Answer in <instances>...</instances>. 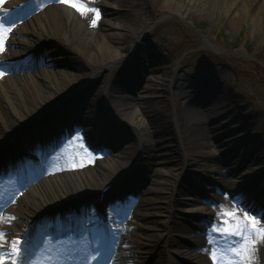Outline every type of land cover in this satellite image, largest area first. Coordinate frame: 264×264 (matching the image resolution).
Wrapping results in <instances>:
<instances>
[{"label":"rangeland","instance_id":"obj_1","mask_svg":"<svg viewBox=\"0 0 264 264\" xmlns=\"http://www.w3.org/2000/svg\"><path fill=\"white\" fill-rule=\"evenodd\" d=\"M84 1L86 4L74 0L97 9L99 18L93 12L79 11L84 27L73 39L39 37L34 48L40 53L35 57H31L30 47L24 46L19 49L25 51L0 64V79L5 78L9 85L11 76L25 79L39 71L48 74L54 64L70 77L50 101H60L61 106L42 121L26 125L17 141L0 146L1 162L15 155L32 177L29 184L23 183L16 200L35 188L27 200L38 203V212L47 208L37 214L29 229L26 219L12 233L4 229L3 239H10V234L23 235L26 229L37 248L26 243L23 256L30 248L31 254L22 257L21 264H90L93 256L94 264H117L112 247L117 243L115 228L119 224L126 228L128 238L119 244L124 264H200L187 254L190 243L185 236L191 232L193 240L205 241L203 248L195 250L205 254L208 264H226L233 258L228 250L240 248L244 241L241 236L226 235L224 228L250 223L245 214L255 218L258 228H264V23L252 24L238 5L229 8L227 0H191L186 7L178 4L179 0H111V10L100 0ZM244 3L250 6L252 0ZM64 4L61 0H0V22L11 28L0 54L11 45L10 37H16L14 28L30 25L39 14L37 24H47V8ZM2 7L9 11L20 8L2 13ZM49 22L55 31L73 33L77 29L76 25ZM91 30L98 36L105 34L125 54L121 64L100 69L96 78L91 76L98 71L97 61L90 57L97 45L86 34ZM101 53L96 54L99 64L107 55ZM17 83L23 85L20 79ZM22 87V96L31 102L37 94L34 86L24 82ZM70 88L79 90L66 102L64 96ZM133 94L137 97L127 98ZM13 96L20 107L18 96ZM113 96H120L119 106L123 104L128 111L131 103L139 104L149 125V141L135 123H124L117 116L114 110L119 107ZM0 106L4 115L10 116L7 102ZM40 109L37 103L28 107V113L21 109L25 117L15 118L11 130L31 115L41 114ZM49 131L52 139L58 134L61 140L57 142L61 166L51 175L43 171L38 177L33 169L39 164L36 153L41 143L50 139ZM105 160L112 163L111 173L98 182L95 194L79 190L82 195L68 198L63 209L62 204H45L42 189L36 187L44 178L61 177L70 182L76 179L74 172L102 166ZM213 167L221 173L212 172ZM38 168L42 171L40 165ZM14 181L15 177H9L1 183L0 201ZM57 181L49 195L60 194ZM223 183L231 188L223 189ZM200 196L207 198V206L215 213L210 217L184 213L191 206L188 199ZM244 203L254 205L246 207ZM9 214L0 211V218H9L11 223L22 219ZM76 223L87 228L83 237L74 235ZM196 224L205 231L195 229ZM66 225L73 229L67 236L53 237V227L60 233ZM252 239L256 244L251 264H264V239L255 235ZM0 244L7 254L10 243L0 240Z\"/></svg>","mask_w":264,"mask_h":264},{"label":"bare ground","instance_id":"obj_2","mask_svg":"<svg viewBox=\"0 0 264 264\" xmlns=\"http://www.w3.org/2000/svg\"><path fill=\"white\" fill-rule=\"evenodd\" d=\"M80 2H83L84 4L85 1L84 0H78ZM168 3L170 1H177V0H166ZM191 0H179L177 3L180 4L182 7H186L187 2H190ZM221 1V0H220ZM226 1L223 0L222 3ZM227 6L229 8H232L235 5H238L240 8V11L242 13H244V15L247 16V20H250L252 22V24H260V23H264V0H252V4L250 6L246 5L244 2L245 0H227ZM49 0H46V3H48ZM100 2V4H102L106 10H111V6H112V2L111 0H100L98 1ZM240 2L243 3V6L240 5ZM21 2L18 1V4H20ZM51 3V2H50ZM17 4V5H18ZM47 5V4H46ZM20 7H17V9ZM16 9V10H17ZM2 13H11V11L9 10H5L4 7L1 8ZM79 11L74 8L71 7L68 3H65L64 5H54L52 7L47 8V16L50 19H47V24L45 23H39L37 24V20L40 19V14L37 15L36 19L33 18L31 19V24L27 25V26H22L19 28H14L13 31L16 34V37H10V42L11 45L4 50L1 54H0V64L2 65L3 62L7 61V60H11L13 58V56L19 51H25V48H20L19 47H24V46H29L30 47V52H31V57H35L36 54L40 53L39 51L35 50L37 48H34V46L36 44L39 43L40 38L39 37H47L50 39L53 38H59L60 36L62 37H66L67 40L69 41L70 39H73V37L75 35H77L80 31L79 28L84 27L83 26V22L82 20L79 18L78 13ZM42 16V15H41ZM50 20H52L55 25L60 26L63 23H68L69 25H76L77 29H75V31L73 33L71 32H60V31H55L51 25H50ZM52 28V29H51ZM253 27L250 26V29H252ZM85 32V31H84ZM14 34V35H15ZM87 34V39L90 41H94L97 45V48L95 49L94 53L91 55L90 59L93 61H97L96 65L98 66V71H93V75L91 76L92 78H96L98 73L100 72V69L104 68V67H116L117 65L121 64L123 62V60L125 59V54L123 53V48L120 46H115L113 44L110 43V41L106 38L105 34H100V36H98L97 33H95L94 31H89V33ZM143 34V32L141 33V35ZM262 34L264 35V29L262 31ZM28 35V36H27ZM82 35V34H81ZM83 36V35H82ZM138 41H134L135 45L134 47L137 46ZM123 45V44H122ZM133 47V48H134ZM27 48V47H26ZM101 52H107L106 56H103L102 59L100 60L101 64H99V57L97 55H103ZM97 54V55H96ZM145 59V57H144ZM59 61L54 59L53 62H57ZM61 61V60H60ZM93 63V62H92ZM53 70L48 69L47 73L48 74H44L41 75V71L38 72V74L36 73V75H29L26 76L25 79H22V77H16V76H11L8 78L10 85L8 84V82L5 80V78L0 79V104L2 101L7 102L8 104V109L10 111V116H5L4 112L1 110V106H0V116L2 117V122L0 125V146L3 144H7L9 141L11 140H15L17 141V138L19 137V135L21 134V131L23 130V128L26 125H34L35 122H37L38 120H43L44 117L47 115H51L59 106L62 105V102L60 101H55V102H50L52 99V96L54 95V92L62 87L65 86V83L68 82L70 80V77L68 75V73L65 72V70L62 69V67H59L58 65L54 64L50 67ZM40 73V74H39ZM21 80L23 85L24 82L28 83L29 85H33L34 89L36 90L37 94L34 95L31 102H28L27 100L24 99V97L22 96L21 90H22V84L17 83V80ZM90 81V79H89ZM11 86V87H10ZM83 87V86H82ZM110 88L108 87V90ZM79 89L75 88L72 89L70 88L69 90H67L64 98L65 101L67 102L68 100L72 99L77 91ZM107 90V91H108ZM13 94H16L18 96V102L20 104V107L16 105L15 103V99ZM108 96V95H107ZM135 96L137 97V94H133V96H127V98H135ZM109 97V96H108ZM114 99L116 100V106H118L119 108L117 109V111L114 110V112H116L117 116L124 122H128L131 121L133 123L136 124L137 129L139 131H141V133L144 135L145 140L149 141L148 138V133H149V125L147 122L146 117L144 116L145 114L140 111L139 108V104L137 105V103H131L130 105H132V108L130 111H128L129 109L124 108V105L121 104V106H119V103L117 100H120V96L119 98H117L116 96H113ZM139 98V97H138ZM133 101V100H132ZM38 104L40 106V112L41 114L38 115H31L30 117L27 118V121H23L22 124L20 126H18L15 130H11L12 129V124L15 121V118H20L23 119L25 117V115L23 113H21V109H23L24 111L26 110V113H28V107H33L35 104ZM21 108V109H19ZM126 121V122H125ZM96 121H92V124H95ZM53 130V129H52ZM49 133L52 134V131H49ZM109 133V131H108ZM54 136H56V134H54ZM53 141V140H52ZM50 144V143H49ZM50 147V146H49ZM56 153V152H54ZM9 160V159H7ZM6 160V161H7ZM238 160H241V156L238 155ZM0 161V164H3ZM106 164H103L102 166H92L87 168V171L83 170V171H78V172H74L72 174V176H75V180H71L70 182H67L65 180H62L61 177H46L44 178L41 182V184H38L36 187L38 189H42V193L40 194V196H42V198L45 201V204H49L51 205L50 207H54L55 205H64V207L62 206L61 209L65 208L67 206L68 203H65L66 201H68V198H73L76 196H81L82 193L80 194L79 190L85 189L86 194L88 193H92L95 194V187L97 186L98 182L102 179L106 180L107 176L111 173V169H112V163L110 161L105 160ZM8 166H5L4 164L1 165L0 168V172L4 169H7ZM238 169H241L238 167ZM212 172H220L221 171L215 167H213L212 169H210ZM223 173V172H222ZM41 176V175H40ZM123 180V177H121ZM4 179V177L2 175H0V180ZM37 179V178H34ZM60 180L57 181L58 185L60 184L59 188H60V194L57 195L55 192L52 193V195H49V190H51V188L54 187V181L55 180ZM237 181V180H236ZM236 181H232V183H237ZM30 181H25V183L29 184ZM223 189H230L231 185H227L226 183H223ZM21 189V188H20ZM35 188H31L28 193L31 194L34 192ZM98 191V190H97ZM19 192V188H14L11 189L10 192L7 195V200L2 202L1 204V208L3 211V213H10L9 215H13L12 213H14V215H18L21 216L22 219L16 220V224L15 223H11L9 218H0V229H5L10 231V233H12L13 230H15V228L19 225V223H22L26 220L29 221V223L27 224V229L31 228V222H33L37 216L38 213L44 212L46 209L41 210V212L37 211L38 207V203L34 202V201H29L27 200V194L22 195L21 198H19L18 200H16V196L17 193ZM98 194V193H96ZM66 195V196H65ZM64 196V197H63ZM99 196H97L98 198ZM88 199L91 198V196L87 197ZM58 199V200H57ZM216 199H221V197L216 196ZM20 200V201H19ZM191 200V202H190ZM207 198L205 197H194L192 199H188V201L190 202L189 204L191 205L190 208L188 207V209L184 210V213H186L187 215H193V217H197L199 215H205V216H212L215 212L214 210H212V208L210 206H207L208 204L206 203ZM184 201L186 202V199H184ZM18 204H17V203ZM246 207H252L254 204H248V203H244L243 204ZM256 207V206H254ZM16 208H20V210L18 211ZM49 208V207H48ZM55 212H58V210H56ZM18 218V217H17ZM35 218V219H34ZM24 219V220H23ZM72 226V224H71ZM79 226V224H78ZM195 229H199L201 232H204L205 230H202L203 228L200 227L199 225H193ZM77 226L75 225V227L73 229H76ZM71 229V230H73ZM70 230V231H71ZM84 231H87V228L84 227L83 228ZM27 234V231L25 229V231L23 232V235H14V234H10L9 238L10 239H6L4 238V242H9L11 245V242L14 240H18L20 242H22V246H24L26 243L30 242V245L34 246V248H37L34 244L33 241L29 240V239H25L23 240V236ZM28 235V234H27ZM27 238V237H26ZM115 238H116V242L114 248L112 247V249L115 250V254H114V258L117 261V264L121 263L124 264V262H126V258L123 257V255H121V250L122 248L120 247V242H125L128 241L127 238V234H126V228L125 227H121L118 226L115 228ZM186 240L190 243V247L189 249H187V254L190 258H196V260L200 263V264H208L209 261L207 260V257L205 256V254L203 253H199L198 251H196L195 249H198L199 247H204L205 246V241L204 240H193L192 236H191V232H187V235L185 236ZM4 245L0 244V247H2ZM19 247V246H18ZM22 248V247H20ZM33 248V249H34ZM116 251H119V253H117ZM33 252V250H32ZM25 253L27 255L31 254V248L26 250ZM27 255L22 256L25 258ZM32 255H35L34 253ZM134 255L132 254V257Z\"/></svg>","mask_w":264,"mask_h":264},{"label":"snow or ice","instance_id":"obj_3","mask_svg":"<svg viewBox=\"0 0 264 264\" xmlns=\"http://www.w3.org/2000/svg\"><path fill=\"white\" fill-rule=\"evenodd\" d=\"M61 2L68 3L71 7L76 8L81 14H86L87 12L95 13L96 19L99 18V11L95 8H88L86 5L82 3H76L74 0H61ZM96 19L92 20L93 26L96 24ZM11 31V28L4 27L3 23L0 22V51L3 50V41L7 34ZM3 75V73H0ZM227 216H233V213H225ZM245 220L250 223H240L238 222L236 225H231L227 228H224L223 231L226 235H238L241 236V239L244 243L238 249L230 248L228 252L232 255V259H227L226 264H245V261L248 264H251V260L254 258L255 252V244L256 240L252 239V236L255 235L257 239H264V228H258V222L254 217H248L245 214ZM228 224V221H225ZM217 231H221V229H217ZM4 233L0 231V240H3ZM21 244L20 241L14 240L11 242L10 251L5 254L2 249H0V264H18L20 257L22 255V250L18 247ZM212 258L214 260L217 259V254L212 253ZM224 259V257H222Z\"/></svg>","mask_w":264,"mask_h":264}]
</instances>
